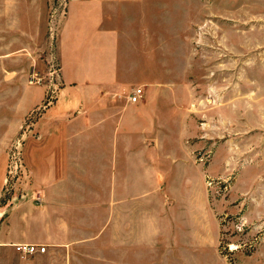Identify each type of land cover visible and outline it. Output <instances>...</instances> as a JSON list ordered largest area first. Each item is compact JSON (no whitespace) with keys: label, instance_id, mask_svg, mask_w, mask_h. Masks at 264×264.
I'll return each instance as SVG.
<instances>
[{"label":"crops","instance_id":"crops-1","mask_svg":"<svg viewBox=\"0 0 264 264\" xmlns=\"http://www.w3.org/2000/svg\"><path fill=\"white\" fill-rule=\"evenodd\" d=\"M20 1L10 0L1 22L4 62L26 38ZM150 4L71 0L69 19L82 9L84 26L80 39L71 30L59 37L60 94L50 104L44 87L20 79L19 66H2L0 91L12 115L0 118V137H15L41 103L34 128L20 135L31 192L42 202L0 215V264H231L220 254L219 212L207 187L214 160L198 159L204 135L189 111L194 99L179 97L192 86L172 78L168 36L146 17ZM128 9L141 17L124 19ZM137 87L142 95L132 102ZM18 244L46 251L26 254Z\"/></svg>","mask_w":264,"mask_h":264},{"label":"rangeland","instance_id":"rangeland-1","mask_svg":"<svg viewBox=\"0 0 264 264\" xmlns=\"http://www.w3.org/2000/svg\"><path fill=\"white\" fill-rule=\"evenodd\" d=\"M70 1L21 0L27 6L22 11L26 24L20 26L26 38L16 47L14 59L4 62L0 57V70L19 66L20 79L27 77L29 85L44 87V105L60 94L59 37L68 39L71 30L81 38L83 10L73 9L69 19ZM150 1L146 17L157 32L168 36L171 76L187 79L192 86L178 92L180 98L194 99L189 111L204 135L197 138L202 142L198 159L207 166L214 160L217 174L208 177L207 187L219 212L220 254L231 264H264V0ZM0 3L7 7L0 8L3 29L11 2ZM124 14V19L141 17L136 9ZM4 36L0 35V53L8 44ZM29 59L33 63L27 73ZM53 70L59 74L54 76ZM7 103L0 91V118L12 115ZM39 105L29 109L17 134L10 132L15 137H0V215L20 203L34 204L39 196L31 192L26 138L20 135L34 128Z\"/></svg>","mask_w":264,"mask_h":264},{"label":"built area","instance_id":"built-area-1","mask_svg":"<svg viewBox=\"0 0 264 264\" xmlns=\"http://www.w3.org/2000/svg\"><path fill=\"white\" fill-rule=\"evenodd\" d=\"M51 73L54 74V76L59 74L56 70H53ZM54 76L51 75V77H54ZM40 80H42L41 77H36L37 82H40ZM141 95H142V88L137 87L130 93L129 99L132 102H137V101H139ZM52 102H53L52 100H49L47 104H50ZM36 200L39 203L42 202V199L40 196H38L36 198ZM16 248H17V250L24 252L26 254H33L36 252H45L46 251V247L44 245H37V244H18V245H16Z\"/></svg>","mask_w":264,"mask_h":264}]
</instances>
